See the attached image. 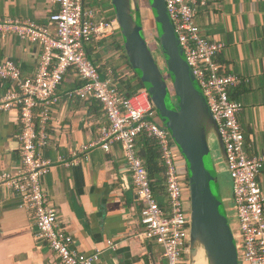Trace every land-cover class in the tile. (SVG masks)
I'll return each mask as SVG.
<instances>
[{
  "label": "built area",
  "instance_id": "2783aa9c",
  "mask_svg": "<svg viewBox=\"0 0 264 264\" xmlns=\"http://www.w3.org/2000/svg\"><path fill=\"white\" fill-rule=\"evenodd\" d=\"M58 9L47 16L46 23L32 19L0 16V36L38 44L41 53L36 71L27 77L9 59L0 60V79L10 84L0 97V109H17L20 132L21 165L13 171H0V184L13 190L33 212L37 239L46 241L60 264H93L98 253L87 255L71 247L73 242L57 222V211L50 204L41 178L53 166L41 148L47 144L45 123L54 93L68 70L80 80L70 95L83 101H95L105 115L97 137L82 144L73 159L61 160L71 165L78 157L87 158L93 148L109 151L114 143L122 149L131 183L140 202L138 236L153 240L163 249L166 264H188L189 209L186 172L169 131L157 122L156 110L143 87L132 93L119 88L122 76H114L108 67L103 73L87 53V44L100 42L119 30L116 18L97 16L85 0H54ZM186 60L207 100L217 124L232 181L235 204L238 256L240 264H264V193L258 181L263 158L245 150L244 134L237 120L242 104L230 96L240 79L227 73L216 57L225 44L202 36L195 22L198 6L206 0H164ZM145 134L157 144L164 168L166 206H161L150 184L147 168L138 157L136 139ZM110 248L116 244L108 241Z\"/></svg>",
  "mask_w": 264,
  "mask_h": 264
},
{
  "label": "crops",
  "instance_id": "0c3cea01",
  "mask_svg": "<svg viewBox=\"0 0 264 264\" xmlns=\"http://www.w3.org/2000/svg\"><path fill=\"white\" fill-rule=\"evenodd\" d=\"M206 1V5L197 7L194 19L202 36L225 44L216 60L224 71L240 79L230 90V96L242 104L237 120L247 154L263 158L258 181L264 193V0ZM97 2L104 5V15L100 16V9H96L99 18H115L111 4L107 6L105 0ZM57 9L54 0H0V16L40 23H46L47 16ZM144 17L151 25L152 17ZM141 21L143 24L142 13ZM40 53L38 44L15 36H0V60L13 61L23 77L36 71ZM87 53L103 73L111 67L115 77L122 76L123 85L126 80L137 82L133 70L124 63L113 62L124 55L119 30L98 43L87 44ZM79 84L74 71L68 70L54 93L55 101L50 104L45 123L47 144L41 148L42 155L53 162L41 182L57 211V222L71 235L72 248L87 255L98 253L93 264H159L162 247L138 236L140 202L120 145L114 143L109 151L93 148L87 158L80 156L71 165L58 159L72 160L79 147L94 140L106 122L97 102L70 95ZM9 86L0 79V97ZM19 132L18 110L0 109V171H13L21 165L16 138ZM212 147L219 173L227 174L214 143ZM178 161L180 170H184V162ZM223 188L224 196L229 197L230 184L228 189L224 181ZM166 205L164 191L163 206ZM35 234L33 212L19 195L0 184V264H60L56 253ZM108 241L116 247L110 248Z\"/></svg>",
  "mask_w": 264,
  "mask_h": 264
},
{
  "label": "water",
  "instance_id": "95a60500",
  "mask_svg": "<svg viewBox=\"0 0 264 264\" xmlns=\"http://www.w3.org/2000/svg\"><path fill=\"white\" fill-rule=\"evenodd\" d=\"M109 1L119 25L123 53L185 165L189 201L188 264H240L234 233L237 224L232 181L230 196L225 197L223 176L217 169L212 150L214 143L230 176L224 146L207 100L178 41L165 2L146 0L156 31L154 39L162 53L170 83L145 36L140 0Z\"/></svg>",
  "mask_w": 264,
  "mask_h": 264
},
{
  "label": "trees",
  "instance_id": "16d2710c",
  "mask_svg": "<svg viewBox=\"0 0 264 264\" xmlns=\"http://www.w3.org/2000/svg\"><path fill=\"white\" fill-rule=\"evenodd\" d=\"M116 47L120 49V44H117ZM123 58H124V61H125L124 64L126 65V67L131 69L125 55H123ZM123 81L124 80H122L121 78L119 80L118 86L120 89L121 88L124 89L126 93L134 92L136 89H139L142 87V84L139 80H137V82L134 84L126 80L124 82L125 85L122 84ZM136 147H137L138 157L143 161L145 167L147 168L148 176L150 179L151 187L154 192V196L157 202L161 206H163L164 191H165V177H164V168L160 161V155L158 152L157 144L153 138L147 137L145 134H141L136 139Z\"/></svg>",
  "mask_w": 264,
  "mask_h": 264
},
{
  "label": "rangeland",
  "instance_id": "374dc122",
  "mask_svg": "<svg viewBox=\"0 0 264 264\" xmlns=\"http://www.w3.org/2000/svg\"><path fill=\"white\" fill-rule=\"evenodd\" d=\"M105 2L107 4V6L110 5V3H109L110 1L109 0H105ZM100 3L101 2H97V0H85V4L86 5L89 4L92 7H94L95 9H97V10L99 8L100 9L99 13L101 14L100 16H102V15L105 14L104 13V5H101ZM140 10H141V13L143 15V24L145 25L144 33H145V36H146V38L148 40L149 47L152 50L154 58L156 59V62L158 64V66L160 67L163 75L165 76L166 81L168 83H170V78L168 76L167 69H166L165 63H164L163 58H162V53L158 49V45H157V43H156V41L154 39V35L156 34V31H155L154 26H153V21L151 20L152 21L151 25L147 24L146 20H145V17H144L146 15L149 16V17L150 16L152 17L151 11L149 9V6H148V3H147L146 0H140ZM113 62L120 65V64L124 63L125 61H124L123 57H119V58L113 60ZM155 119H156L157 122L161 123V120L158 117H155ZM222 176H223V179H224V181H225V183H226V185L228 186V189H229V184H231L230 176L228 174H223ZM226 204H229V203H226ZM185 206H186L187 209H189V201L185 202ZM163 263L166 264L165 259L164 258H162V259L160 258L159 264H163Z\"/></svg>",
  "mask_w": 264,
  "mask_h": 264
},
{
  "label": "flooded vegetation",
  "instance_id": "af4514ba",
  "mask_svg": "<svg viewBox=\"0 0 264 264\" xmlns=\"http://www.w3.org/2000/svg\"><path fill=\"white\" fill-rule=\"evenodd\" d=\"M149 44V43H148Z\"/></svg>",
  "mask_w": 264,
  "mask_h": 264
}]
</instances>
